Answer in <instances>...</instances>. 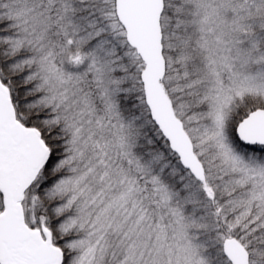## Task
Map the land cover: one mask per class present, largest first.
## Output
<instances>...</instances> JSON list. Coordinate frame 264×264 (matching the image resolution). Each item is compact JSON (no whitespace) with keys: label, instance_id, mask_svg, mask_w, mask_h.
Here are the masks:
<instances>
[{"label":"snow or ice","instance_id":"6c2138e0","mask_svg":"<svg viewBox=\"0 0 264 264\" xmlns=\"http://www.w3.org/2000/svg\"><path fill=\"white\" fill-rule=\"evenodd\" d=\"M0 264H264V0H0Z\"/></svg>","mask_w":264,"mask_h":264}]
</instances>
